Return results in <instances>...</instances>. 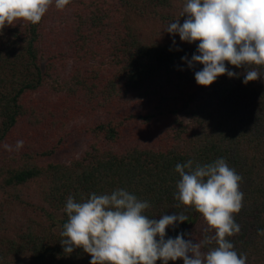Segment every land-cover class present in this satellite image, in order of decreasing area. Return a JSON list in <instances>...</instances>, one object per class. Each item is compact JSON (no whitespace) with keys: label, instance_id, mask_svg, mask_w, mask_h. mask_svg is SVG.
Segmentation results:
<instances>
[{"label":"trees","instance_id":"1","mask_svg":"<svg viewBox=\"0 0 264 264\" xmlns=\"http://www.w3.org/2000/svg\"><path fill=\"white\" fill-rule=\"evenodd\" d=\"M185 3L70 0L38 24L0 32V264H90L82 248L68 254L60 243L67 198L116 189L147 201L150 219L187 216L165 239L200 242L214 232L175 199V166L220 158L244 193L241 230L227 239L246 264H264V84H244L246 70L227 63L237 76L196 83L198 42L166 31L183 24Z\"/></svg>","mask_w":264,"mask_h":264},{"label":"clouds","instance_id":"2","mask_svg":"<svg viewBox=\"0 0 264 264\" xmlns=\"http://www.w3.org/2000/svg\"><path fill=\"white\" fill-rule=\"evenodd\" d=\"M53 3L63 10L70 0H0V32L16 21L38 24ZM181 16L187 17L183 24L178 19L166 31L178 34L182 42H198L199 54L189 61V67L203 65L195 72L198 85L208 87L225 74L237 76L226 63L246 70L244 84L261 77L257 68L264 67V0H186ZM15 147L22 148L23 141ZM175 171L181 177L175 199L199 213L207 225L205 231L214 235L197 243L185 240L184 234L165 239L167 228L187 221V216L150 219L144 214L150 207L147 201L116 189L110 194L92 193L83 202L67 198L68 219L60 241L64 252L82 248L91 256L90 264H156L158 260L168 264L178 259L183 264H246L247 256L239 255L227 239L241 230L234 216L243 207L242 177L223 158L195 168L188 160L178 163ZM258 234L264 235V229H258ZM213 243L215 247L202 251Z\"/></svg>","mask_w":264,"mask_h":264},{"label":"rangeland","instance_id":"3","mask_svg":"<svg viewBox=\"0 0 264 264\" xmlns=\"http://www.w3.org/2000/svg\"><path fill=\"white\" fill-rule=\"evenodd\" d=\"M258 84H264V76H261V77L258 79ZM76 146H77V145H76ZM76 146L73 145V148H70V149H68V150H65V151L63 152V155H64L65 157H67V156H68V157L71 156L72 152L75 151ZM74 148H75V149H74Z\"/></svg>","mask_w":264,"mask_h":264}]
</instances>
